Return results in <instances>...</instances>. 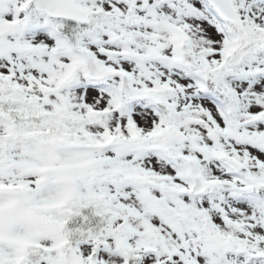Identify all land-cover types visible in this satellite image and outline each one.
I'll return each instance as SVG.
<instances>
[{"label": "snow or ice", "instance_id": "snow-or-ice-1", "mask_svg": "<svg viewBox=\"0 0 264 264\" xmlns=\"http://www.w3.org/2000/svg\"><path fill=\"white\" fill-rule=\"evenodd\" d=\"M0 264H264V0H0Z\"/></svg>", "mask_w": 264, "mask_h": 264}]
</instances>
